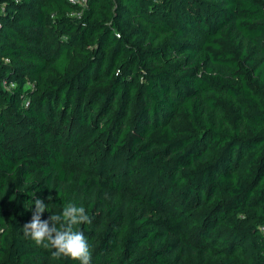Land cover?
Segmentation results:
<instances>
[{
    "label": "trees",
    "instance_id": "16d2710c",
    "mask_svg": "<svg viewBox=\"0 0 264 264\" xmlns=\"http://www.w3.org/2000/svg\"><path fill=\"white\" fill-rule=\"evenodd\" d=\"M35 198L91 264H264V0H0V264H79Z\"/></svg>",
    "mask_w": 264,
    "mask_h": 264
},
{
    "label": "clouds",
    "instance_id": "9594fccd",
    "mask_svg": "<svg viewBox=\"0 0 264 264\" xmlns=\"http://www.w3.org/2000/svg\"><path fill=\"white\" fill-rule=\"evenodd\" d=\"M48 199L51 200V197ZM33 204L31 220L22 228L24 237L31 238L44 248L51 247L53 258H69L79 264H91L92 252L87 238L82 230L76 229L78 225L91 223L85 208L69 203L62 214H53L42 220V214L49 205L39 198H35Z\"/></svg>",
    "mask_w": 264,
    "mask_h": 264
},
{
    "label": "built area",
    "instance_id": "2783aa9c",
    "mask_svg": "<svg viewBox=\"0 0 264 264\" xmlns=\"http://www.w3.org/2000/svg\"><path fill=\"white\" fill-rule=\"evenodd\" d=\"M70 4L78 5L80 7H85L87 0H68Z\"/></svg>",
    "mask_w": 264,
    "mask_h": 264
}]
</instances>
